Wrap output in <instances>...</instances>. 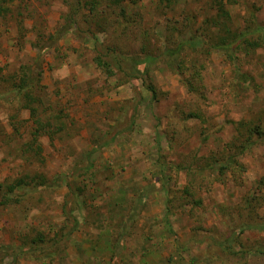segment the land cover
I'll list each match as a JSON object with an SVG mask.
<instances>
[{"label": "rangeland", "instance_id": "1", "mask_svg": "<svg viewBox=\"0 0 264 264\" xmlns=\"http://www.w3.org/2000/svg\"><path fill=\"white\" fill-rule=\"evenodd\" d=\"M79 1L76 27L58 40L49 37L77 0H12L0 17V264H264V232L224 240L264 222V33H251L264 28V0L108 1L93 13ZM247 30L258 43L234 61L187 47L181 76L160 59L188 35L209 45ZM117 50L157 57L146 80L154 99L117 69ZM24 65L41 73L34 116L8 82ZM239 121L244 134L247 124L263 131L244 153ZM229 155L234 169L208 168ZM62 175L60 188L2 203L20 178Z\"/></svg>", "mask_w": 264, "mask_h": 264}, {"label": "trees", "instance_id": "2", "mask_svg": "<svg viewBox=\"0 0 264 264\" xmlns=\"http://www.w3.org/2000/svg\"><path fill=\"white\" fill-rule=\"evenodd\" d=\"M12 0H0V17H3L4 15L8 14L10 11V8L8 6L9 2ZM112 3V5L118 6L120 3H122L125 0H90V1H84L82 3L83 6H86L88 8L89 13H93L97 6L99 4H102L103 2ZM166 4H171V0H165ZM78 3H80L79 0H77V3L70 7V11L68 14L64 17V24L61 25L54 35L49 37V40L52 39L58 40L63 34H66L68 32H72L74 28L76 27V16L78 14V11L80 10L78 8ZM109 3V2H108ZM69 4V3H68ZM108 6H112L110 4H107ZM70 6V5H69ZM84 8V7H83ZM123 10H121L122 12ZM254 31L247 30L246 33L239 32L235 33L234 35L222 37L218 41L211 43L209 45L205 44V41L202 40L199 36H187V38H182L176 46L174 47H166L161 55L160 59H164V63L166 66L174 73L178 75H183L186 71L187 66H185V57L184 53L189 47L190 49H194V51H201L203 53L204 48L205 53L209 54L210 49L223 54L227 56L232 61L236 60V54L235 51L242 50L244 46H250L254 47L258 43L257 40L250 41L247 38V35L251 33H264V28H254ZM264 46V43H262ZM134 56L125 54L120 51H114L111 55V57L115 60L117 69L123 71L126 76L132 77L133 79H140L144 86L147 87L149 92L151 93V98L154 99L156 97V91L155 89L150 85L147 84V79L149 78L150 74V64L153 62L157 57L154 56H148L145 55V57L142 55V57ZM125 62H130V65L128 66ZM197 63V62H196ZM96 65L97 67L106 75L110 76L113 71L110 68V63L108 61L102 60L100 57L96 58ZM199 73V72H197ZM200 74V73H199ZM197 74L196 78L198 82H202V76ZM41 76V73L36 71L35 69H31L30 66L24 65L20 66V75L17 76V79L14 80V78H9L8 82L10 84V91L13 94L14 98H18L19 102L21 103V107H24L25 109L30 110L31 116H34L36 114V108L32 107L31 105L35 103V99L32 96V90L35 86L36 82H39V78ZM233 77L238 82H246L247 81V75L241 73L237 68L233 71ZM186 90L189 93H196L199 88L195 86L191 80L185 81ZM191 116H193L194 113H190ZM197 117H199L198 114H196ZM133 122V120H132ZM35 123L38 124V121L35 120ZM248 127L245 129L244 132H241L242 127L244 126L243 121H239L236 124V131L239 132V134L242 136V140L240 141V144L236 147L240 153H244V151L250 150L257 142V139L260 138L263 135V131L260 128L259 125L256 124H247ZM253 135L256 137L254 138ZM36 137H38V133L36 132ZM37 139V138H36ZM111 141V140H110ZM108 144V143H105ZM39 151V149H37ZM34 151V150H33ZM92 153V151H91ZM90 153V154H91ZM90 154L87 153V163L89 162ZM235 157L234 155H229L226 157L223 161H214L211 165H208V168L210 170H217L219 174H223L225 171L234 169L235 167ZM86 167H91V164L86 165ZM162 167V166H161ZM190 169L187 170L189 172ZM72 175H75V172H71ZM68 179L66 175L62 176H55L51 180H44V179H30L29 181H26L23 178H20L9 185L5 192V198L2 200L3 204H6V202H14V196H17L18 199L20 197H24V195H28L31 192H35L39 189H57L60 188L62 183L65 182ZM144 191L147 192L146 189ZM143 192L141 191L139 194V201L141 202ZM167 222H169L167 220ZM247 230L251 231H257V232H264V222L258 223V224H249V223H241L238 227L231 228L229 230L228 236L224 239L225 244L228 245V248L233 245V243L238 238L237 236L241 235ZM13 251V254L16 255H22L23 249L22 247H15L11 249ZM263 252L264 251H260ZM113 259V258H112Z\"/></svg>", "mask_w": 264, "mask_h": 264}]
</instances>
